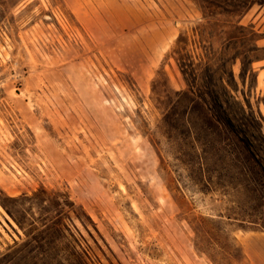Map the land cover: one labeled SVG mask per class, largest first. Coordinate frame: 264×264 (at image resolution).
<instances>
[{
	"label": "rangeland",
	"instance_id": "obj_1",
	"mask_svg": "<svg viewBox=\"0 0 264 264\" xmlns=\"http://www.w3.org/2000/svg\"><path fill=\"white\" fill-rule=\"evenodd\" d=\"M206 1L0 0V264H264V6Z\"/></svg>",
	"mask_w": 264,
	"mask_h": 264
},
{
	"label": "trees",
	"instance_id": "obj_2",
	"mask_svg": "<svg viewBox=\"0 0 264 264\" xmlns=\"http://www.w3.org/2000/svg\"><path fill=\"white\" fill-rule=\"evenodd\" d=\"M203 1L208 3L206 0ZM235 2L238 3V8L240 9H245L249 5L253 7L256 4L264 6V0H235ZM179 61L182 65V70L187 78L189 86L192 91L197 89L198 97L204 102V105L215 114V117L219 122H222V118L219 116L218 110L225 115L226 119L230 120V115L228 114L229 109L227 110L225 107L229 106L230 101H235V97L232 95L231 91L224 86V80H220L222 87H219L217 85L219 80L216 81V73H213V70L209 65L207 66V74L199 77L193 72L194 63L184 59H179ZM231 73L232 78H234L233 71ZM7 257L8 254L2 258L5 263H7Z\"/></svg>",
	"mask_w": 264,
	"mask_h": 264
}]
</instances>
